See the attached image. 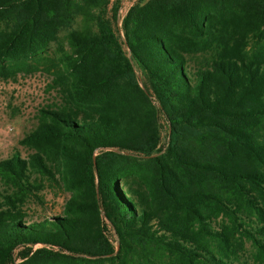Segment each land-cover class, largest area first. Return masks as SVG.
<instances>
[{
  "label": "trees",
  "instance_id": "16d2710c",
  "mask_svg": "<svg viewBox=\"0 0 264 264\" xmlns=\"http://www.w3.org/2000/svg\"><path fill=\"white\" fill-rule=\"evenodd\" d=\"M118 7L0 0V78L63 95L0 160V264H264V0ZM33 174L68 197L24 223Z\"/></svg>",
  "mask_w": 264,
  "mask_h": 264
},
{
  "label": "rangeland",
  "instance_id": "374dc122",
  "mask_svg": "<svg viewBox=\"0 0 264 264\" xmlns=\"http://www.w3.org/2000/svg\"><path fill=\"white\" fill-rule=\"evenodd\" d=\"M133 1L119 0L118 15H123ZM62 104L63 95L58 85L53 84L52 76L46 72H17L13 78H0V160L9 157L14 151L21 158H27L35 151L34 147L20 144V139L37 125L39 110L58 108ZM7 126L11 127L10 131L5 130ZM32 177L37 179L39 189L35 197L29 196L20 207L24 213L22 222L40 221L61 214L68 192L56 181H47L36 174ZM252 253L250 243L244 241L239 252V263L253 264ZM155 262L172 264L167 257L159 255Z\"/></svg>",
  "mask_w": 264,
  "mask_h": 264
},
{
  "label": "built area",
  "instance_id": "2783aa9c",
  "mask_svg": "<svg viewBox=\"0 0 264 264\" xmlns=\"http://www.w3.org/2000/svg\"><path fill=\"white\" fill-rule=\"evenodd\" d=\"M5 130H6V131H10V130H11V127H10V126H7V127L5 128Z\"/></svg>",
  "mask_w": 264,
  "mask_h": 264
}]
</instances>
